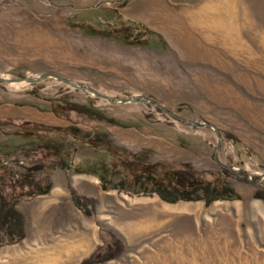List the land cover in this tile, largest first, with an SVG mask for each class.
Returning a JSON list of instances; mask_svg holds the SVG:
<instances>
[{"label":"rangeland","instance_id":"obj_1","mask_svg":"<svg viewBox=\"0 0 264 264\" xmlns=\"http://www.w3.org/2000/svg\"><path fill=\"white\" fill-rule=\"evenodd\" d=\"M130 1L0 0V76L16 80H0V115L53 126L36 110L74 101L105 118L63 119L76 140L0 132V164L10 170L38 160L39 144L71 166L54 172L49 193L18 203L25 237L0 246V264H81L95 252L116 256L94 264H264V0H185L208 11L193 27L208 51L190 60L159 29L127 18ZM82 138L145 161L188 163L207 178L221 172L239 198L207 205L103 190L109 156ZM9 185L0 176V189Z\"/></svg>","mask_w":264,"mask_h":264},{"label":"trees","instance_id":"obj_2","mask_svg":"<svg viewBox=\"0 0 264 264\" xmlns=\"http://www.w3.org/2000/svg\"><path fill=\"white\" fill-rule=\"evenodd\" d=\"M137 27H144L143 24L137 23ZM120 30H115L119 32ZM145 33L150 31L143 28ZM146 41H142L145 43ZM51 110L58 118L73 121L71 113L77 112L84 118L105 120L103 116L97 117L94 111L89 110L86 105L74 101H66L64 104H56L51 102ZM111 121V120H110ZM11 126L15 130L6 132L4 127ZM0 132L8 136H22L27 138H38L50 141L54 137H69L76 140L77 137L70 130L61 126H50L42 122L31 119H22L13 116L0 115ZM227 137L234 139L239 143L238 139L232 134ZM81 141L98 151H105L109 156L108 173L101 174V182L103 190L123 189L135 194H157L168 202H178L180 200H203L205 203L211 204L218 199H236L239 198L238 193L232 188L228 180L221 172H214V178H207L206 172L194 168L188 163L172 164L167 161H145L132 152H123L112 146H101L99 141L94 138H82ZM43 149L42 156L28 166L22 174L19 168L12 166V170L4 165H11L10 161L0 164V176H3L9 185L7 191L0 189V246L5 244H13L21 241L25 237V221L23 213L18 209L17 205L24 199H32L41 194L50 192L53 186L52 176L57 169L70 168L69 162L60 154L59 151L53 149L50 144H39ZM75 172L98 174L99 170L93 167H87L83 164H76L72 167ZM222 171H226L224 167ZM36 173H43L44 183L34 181ZM119 177V182H115L114 178ZM37 184L33 187L32 184ZM76 191V200L92 201L78 195ZM113 245L121 246L120 238H114ZM99 255L98 252L93 253L89 258L81 264H94L96 262L107 261L116 256L110 253L99 259L94 256Z\"/></svg>","mask_w":264,"mask_h":264},{"label":"crops","instance_id":"obj_3","mask_svg":"<svg viewBox=\"0 0 264 264\" xmlns=\"http://www.w3.org/2000/svg\"><path fill=\"white\" fill-rule=\"evenodd\" d=\"M127 9L130 14L127 18L146 22L148 28L159 29L171 44L172 50L177 52L182 60H190V54L208 51L207 48L201 47V42L195 41L197 36L193 27L195 24L199 25L202 16L208 12L201 6H195L185 0H148L144 5L142 0H131L127 3ZM36 117L41 121L48 119V123L53 126L66 125V121L58 118L52 111L36 110Z\"/></svg>","mask_w":264,"mask_h":264},{"label":"water","instance_id":"obj_4","mask_svg":"<svg viewBox=\"0 0 264 264\" xmlns=\"http://www.w3.org/2000/svg\"><path fill=\"white\" fill-rule=\"evenodd\" d=\"M50 74H43L40 78H38V79H30V81H32V82H38V81H40L42 78H46V77H48ZM0 80H4V81H7V82H10V83H14L16 80H13L12 78H4V77H2V76H0ZM68 83L69 84H71V85H73V86H75V87H80L78 84H75V83H73V82H70V81H68ZM86 89H91V88H89V87H85ZM136 99L135 98H131V99H126V100H123L124 102H129V101H135Z\"/></svg>","mask_w":264,"mask_h":264}]
</instances>
